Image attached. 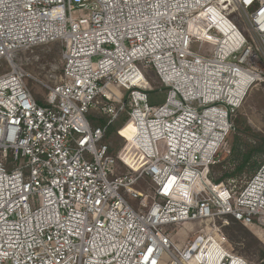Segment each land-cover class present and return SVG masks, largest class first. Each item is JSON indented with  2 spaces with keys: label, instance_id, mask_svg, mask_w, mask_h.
Instances as JSON below:
<instances>
[{
  "label": "built area",
  "instance_id": "1",
  "mask_svg": "<svg viewBox=\"0 0 264 264\" xmlns=\"http://www.w3.org/2000/svg\"><path fill=\"white\" fill-rule=\"evenodd\" d=\"M55 42L62 74L41 104L16 55ZM3 61L0 264H251L218 220L264 235V159L239 191L213 170L264 82V0H0ZM140 62L167 88L163 104L150 103ZM119 87L132 129L115 153Z\"/></svg>",
  "mask_w": 264,
  "mask_h": 264
},
{
  "label": "rangeland",
  "instance_id": "2",
  "mask_svg": "<svg viewBox=\"0 0 264 264\" xmlns=\"http://www.w3.org/2000/svg\"><path fill=\"white\" fill-rule=\"evenodd\" d=\"M85 13H87L85 11ZM234 23L239 27L241 31H245V25L240 16L234 15ZM16 60L22 65V67L27 72V75L24 79L25 84L33 94L34 98L41 104H44L47 99V88L46 84L54 83L56 80H59L62 74L63 60L61 52L60 43H50L47 45H41L33 48L32 50L18 51L16 55ZM142 73L144 74L147 81L150 83L152 90L149 91V101L152 104H163L166 95L167 88H165L160 82L159 78L156 75L155 70L151 65H144V63H138ZM10 65L6 61L1 62L0 64V74L10 70ZM117 91L122 95L123 101H129L128 99V90L124 88H117ZM102 99L98 97L96 100ZM118 108L120 103H114ZM126 111L122 112L118 119L111 125L113 129H118L123 123L124 114ZM100 117L105 122H107L108 117L99 113L98 109H93L90 113V117ZM98 118V119H100ZM234 121L237 127V130L233 131L224 147L220 152V162L214 167L213 175L215 178H218L226 173H232L234 169L239 164L240 160H236L234 154L231 153L233 135L237 134L240 137L242 144V153L245 152V149L250 144H256L259 138H264V82L254 86L248 94L246 95L241 107L234 115ZM123 133L129 135L132 126L130 124L125 125ZM108 142L110 143L112 150L117 153L119 152L126 142L117 132H113L111 136L108 137ZM253 159H257L259 162H262L264 155L256 154ZM23 163V161H21ZM117 175H120L125 169L122 165L116 161L112 164ZM254 174V173H253ZM252 173L248 176L240 177H225L224 181L235 188L236 191H239L245 183L252 177ZM137 188L147 190L146 186L138 185ZM128 201L134 207H137L139 199H134L128 197ZM219 224L223 225V232L228 240L234 245L236 251L244 255L251 264H261L260 252L258 249L249 248L247 241H251L253 244H258L260 248L264 247V240L260 238L257 234V231L243 225H241L247 230V233L239 236L238 231H233L235 236H238L237 239H233L231 234L227 231L226 226H233L229 218H221L218 220ZM188 227L190 225H187ZM201 227L195 225L193 230L198 231ZM193 233L188 235L180 234L175 237L176 243L183 244L188 238H190Z\"/></svg>",
  "mask_w": 264,
  "mask_h": 264
},
{
  "label": "trees",
  "instance_id": "3",
  "mask_svg": "<svg viewBox=\"0 0 264 264\" xmlns=\"http://www.w3.org/2000/svg\"><path fill=\"white\" fill-rule=\"evenodd\" d=\"M130 110H131V103H130V100L129 101L127 100L125 103L124 112L126 111V113L124 114L125 116L123 118V123L121 124V126L118 129H113L110 126V128L107 132V135H106V139H108V137L111 136V134L114 131L117 132L120 128H122L124 125H126V123L128 122L129 116H130ZM90 120H91V124L93 126L106 124V122L103 119H97V118L91 117ZM233 121H234V118H233ZM234 123H235V121H234ZM236 130H237V127H236ZM232 133H234V132H231L230 135ZM111 150H112V147H111ZM231 153L234 154L235 159L240 160V162L232 173H226L225 175H222V176L216 178L217 181H223L225 179V177H227V176H230V177H233V176L234 177H240L241 176L242 177V176H246V175L249 176L251 173L253 174L261 164V162H259L257 159H253L254 156L256 154L264 155V138L258 137L257 143L248 145L245 149V152L242 153V144L240 141V137H239V135L234 134ZM226 218H229L233 224V226H231V227H229V225L226 226L227 231L228 232H229V230L231 231L229 234L233 235L232 236L233 239H237V237H238V236H235L233 234V231H238L239 236H242L243 232L247 233V230L241 225V222L237 221L232 216H227ZM247 243H248L249 248L253 247L255 249H258V251L260 252V260L262 261L261 264H264V247L260 248V246L258 244H253V243H251V241H247Z\"/></svg>",
  "mask_w": 264,
  "mask_h": 264
},
{
  "label": "bare ground",
  "instance_id": "4",
  "mask_svg": "<svg viewBox=\"0 0 264 264\" xmlns=\"http://www.w3.org/2000/svg\"><path fill=\"white\" fill-rule=\"evenodd\" d=\"M255 232H256V230H255ZM257 233H258L257 235L264 240V235L260 234L259 232H257Z\"/></svg>",
  "mask_w": 264,
  "mask_h": 264
}]
</instances>
